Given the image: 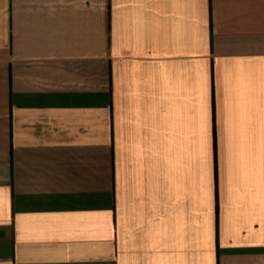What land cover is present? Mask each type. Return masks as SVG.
Returning a JSON list of instances; mask_svg holds the SVG:
<instances>
[{"label":"crops","instance_id":"obj_1","mask_svg":"<svg viewBox=\"0 0 264 264\" xmlns=\"http://www.w3.org/2000/svg\"><path fill=\"white\" fill-rule=\"evenodd\" d=\"M0 264H264V0H0Z\"/></svg>","mask_w":264,"mask_h":264}]
</instances>
